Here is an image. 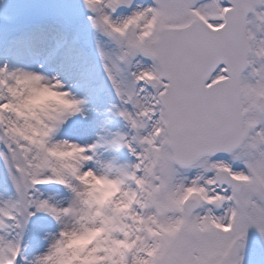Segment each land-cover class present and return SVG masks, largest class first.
Returning a JSON list of instances; mask_svg holds the SVG:
<instances>
[{
    "label": "snow or ice",
    "instance_id": "snow-or-ice-1",
    "mask_svg": "<svg viewBox=\"0 0 264 264\" xmlns=\"http://www.w3.org/2000/svg\"><path fill=\"white\" fill-rule=\"evenodd\" d=\"M0 264H264V0H0Z\"/></svg>",
    "mask_w": 264,
    "mask_h": 264
}]
</instances>
